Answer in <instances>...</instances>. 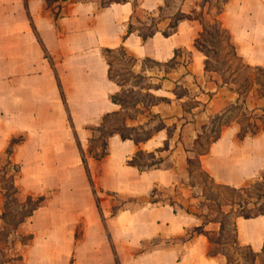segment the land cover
<instances>
[{
    "label": "crops",
    "instance_id": "crops-1",
    "mask_svg": "<svg viewBox=\"0 0 264 264\" xmlns=\"http://www.w3.org/2000/svg\"><path fill=\"white\" fill-rule=\"evenodd\" d=\"M213 1L217 2L126 0L100 5L94 0H67L60 2L55 18L44 0H0V157L5 156L6 163L11 140L25 134V141L13 148L14 163L20 165L16 161L21 151L31 156L48 151V155L57 157L65 148L83 165L77 142L84 150L89 136L86 131L81 136L79 128L100 125L106 114L123 111L111 100L122 87L109 79V65L103 56L104 49L123 46L127 56L137 62L177 60L180 66L172 68L167 76L186 95L171 92L172 101L150 107L152 120L145 122L152 127L157 121L163 122L164 128L148 140L136 145L113 135L107 141L108 155L104 159L87 158L96 192L146 198L154 188L185 185L190 179L187 159L194 157V141L203 127L236 103H243L246 111L255 114L264 112V97L257 88L240 96L232 90V84L224 85L206 76L207 57L194 44L204 27L203 17L216 13ZM178 13L191 19L170 29ZM217 17L244 64L264 68V0H226ZM142 21L147 22L142 27L152 29V37L146 41L137 26L143 25ZM130 24L137 30L128 35ZM192 98L194 105L186 107ZM126 123L135 127L144 122L132 118ZM65 124L72 126L68 133H63ZM239 131L238 120L234 119L210 144L208 153L200 157L201 168L218 185L242 188L264 172V132L241 140ZM166 142L168 149L163 150ZM138 151L154 154L150 162L163 161L144 170L128 165ZM21 172L22 167L16 177L19 197ZM77 176L74 191L85 198L89 220L85 213L67 214L66 224L50 234L52 240H44L37 231L29 234L33 238L23 246L26 250L21 254V264H70L71 260L73 264H228L225 254H209L210 231L215 225L205 223L200 215L182 209L175 213L168 204H151L148 200L139 208L124 209L113 217H107L104 208L103 222L96 203H91L95 197L84 166L82 171L77 170ZM32 189L27 196H41L55 189L57 195L47 198L17 234H23L21 228L28 220L62 196L60 186ZM81 221L85 228L81 239H77L75 227ZM234 221L238 245L254 253V263H258L264 258V215L237 217ZM159 237L182 242L143 248L146 242ZM86 242L89 246L84 256Z\"/></svg>",
    "mask_w": 264,
    "mask_h": 264
},
{
    "label": "rangeland",
    "instance_id": "rangeland-1",
    "mask_svg": "<svg viewBox=\"0 0 264 264\" xmlns=\"http://www.w3.org/2000/svg\"><path fill=\"white\" fill-rule=\"evenodd\" d=\"M94 1L100 5L108 4V0ZM212 4L217 10V7L222 4V0H217V2L213 1ZM50 7L51 11L56 13L58 3H50ZM215 14L216 13H211L204 16L202 20V23L207 27V33L204 34V37L201 38L200 42L209 52V65L207 67L208 71L206 72V76L210 78L215 77L216 79L214 80H219L222 83L223 81L230 82L234 88L240 86L242 89H249L252 82V89L257 88L258 91L260 85L256 83L252 76L255 72L247 69L242 62L238 61L231 47V43L233 44L232 40H229L214 22ZM139 16L140 20H143L144 15L140 13ZM141 23L143 25L137 24V26H139L140 32L144 34V32H146L145 28L147 27L142 26H147V22L142 21ZM109 58L111 60L112 76L115 81H118L122 85L119 99L123 102L124 106L123 111L120 112V116L113 119L111 118L110 124L116 123L117 121L121 122L123 118H126V120L134 118L137 120H143L144 123L138 126L143 125L146 126L147 129L164 126L163 122L158 123L157 121L154 125L155 127H152L153 125L150 126V124L145 121L147 119L149 122L152 120V114L148 112L150 111L151 103L165 104L172 101L171 92L181 97L186 95V92L180 86L176 84L173 85L171 83L172 80L167 76V73H169L172 68L179 67L180 63L177 60L168 63H157L148 59L137 62V60L131 59L129 56H121L119 52L110 55ZM259 78L260 81H264V76L259 75ZM185 105L186 107H192L194 105L193 98L188 100ZM218 117L211 120L209 126L202 128V133L200 134L203 135V146L201 148H194L193 158L197 157L198 151H202L209 146L212 137L215 135L214 131L219 122L237 119L240 120V122L247 124V121H245L240 110L228 113L227 116L221 118L223 120H219ZM251 118H249L250 124H254L253 126L258 124V126L261 127L264 112L259 114L252 113ZM98 126V124L87 125L79 128L81 136H84L85 131L88 132L89 136L88 140L86 139L87 141L83 137L86 145V147H84L85 151H83L86 158H93L96 161L100 160L95 159L93 153H90L91 145L93 144L94 146L93 152L100 153L103 143L105 142L100 133L96 131ZM71 128H69V124H65L63 127V133L66 131L68 133ZM19 137L25 138L26 135L20 134L17 138ZM42 143L48 144L49 142ZM61 153V156L57 157L48 155V151L39 156H36V154L31 156L28 151H21L18 153L16 162L22 167L21 176L18 178V184L22 188L21 196L19 197L20 201H25L28 192L33 190V186H38L39 188H42L41 190L48 186L54 188L60 186V189H62V196L60 198L55 197L56 200L49 202L47 209L40 211L34 219L27 221V223L21 228L23 234L18 233L14 236V239H16L15 247L12 253L9 251L8 254H23L26 249L23 248L20 240L22 237H26L34 231H37V233L42 236L44 235V240H52V238H49L50 234H55L54 231L59 228L60 224H66L68 218L67 214H76L77 212L79 216H81L82 213H85V217L89 220L90 211L88 204L85 202V198L82 195L76 194L74 191L75 183L79 182L77 170L82 171L83 165L79 159L76 160L74 154L69 150L63 148ZM148 158L149 156L146 154L141 156L142 162ZM5 164V156L2 155L0 157V186H4L5 184V181H2L3 179L1 180V177H3L5 173L9 174L12 171L10 168H6ZM93 164L96 165V162H93ZM37 168H39L38 171H36ZM190 170V179L185 185L176 184L170 188H158V193L154 198H158L164 203H167L169 198L172 197L178 204L181 203L184 209L200 215L203 218V221H205L203 216L207 214V218L214 220L212 223L215 225L214 229L210 231V236L214 241L213 249L226 253L230 258L229 264H255V256H253L249 250L238 252L229 249V247L224 246V244L225 241L230 244L231 240H233V223L237 215L243 212L254 214L264 209V178L262 177V174L246 185L249 186L247 191L237 194L215 187L211 177L200 172L196 163H193L189 171ZM262 173L264 174V172ZM56 191V189L50 190L41 196L47 198L54 195L56 196ZM37 197L39 196H36L35 198ZM94 197L95 200L93 201L92 198L91 203L95 205L97 197L102 212L104 208L106 209L105 214L107 217H113V210L119 209L118 212L124 209L134 210L145 205V203L150 200V196L146 198H137L124 194L110 193L103 190H97ZM207 198L210 200H207ZM219 201L222 203L225 201H237V203L232 206L223 205L221 209L218 204ZM3 203L4 198L0 195V207L1 205L3 207ZM176 209L182 211L178 206H176ZM220 209L222 210L221 212H225L227 215H222ZM222 220L223 225L221 222ZM224 225L225 231L221 233ZM84 228V223L82 221L75 227L77 239H81ZM44 240L42 239L43 242ZM181 242L182 241L179 239L168 241L167 239L159 237L154 241L146 242L143 245V248L149 249L154 247V245H158L160 248L166 247L170 244H180ZM0 246L4 248L3 250H7L2 244H0ZM87 246H89V242H86L83 245L84 256L87 251ZM2 261L4 264H9L5 262L6 257L5 259H1L0 257V262ZM11 264H21V262H13ZM256 264H264V258L260 259Z\"/></svg>",
    "mask_w": 264,
    "mask_h": 264
},
{
    "label": "trees",
    "instance_id": "trees-1",
    "mask_svg": "<svg viewBox=\"0 0 264 264\" xmlns=\"http://www.w3.org/2000/svg\"><path fill=\"white\" fill-rule=\"evenodd\" d=\"M47 4V6H50V3L53 2H59L58 4V10L55 13V18H57L59 16V12H60V2H64L67 0H44ZM126 0H108V4L109 3H121V2H125ZM208 1V0H205ZM226 2V0H222V4L220 6L217 7L216 10V14H215V23L218 25V27L220 28L221 32L224 33L227 38L229 40H231L230 35L228 34V32L222 27L221 22L218 19V15L221 13L222 11V7L223 4ZM185 19H191L190 16L188 15H184L181 13H178L175 15L172 23L170 24V29H174L178 23L182 20ZM137 29H135V27L130 24L128 27V35L135 32ZM207 33V27L204 25L202 32L199 33L198 38L195 40V47L200 50L201 52H203L206 55V60H205V71H208V65H209V52L207 51V49L201 44L200 40L202 37H204V34ZM165 36H168L167 32L163 33ZM142 38L144 41L148 40L150 37H152V29L151 27L148 28L146 30V32H144V34H141ZM126 37V36H125ZM124 37V38H125ZM231 47L234 51V55L236 56V58L238 59V61L242 62V64L249 70L255 72V74H252V76L254 77V80L256 81L257 84L260 85V88H258V94L262 97H264V81H260L259 75L264 76V68H260V67H256V68H252L250 66H247L246 64H244V62L242 61V59L237 55L236 50L234 45L231 43ZM118 53L121 56H127V53L124 49V47H120L118 49H104L103 50V56L105 57L107 64L109 65V70H108V75H109V79L116 82L120 87H122V85L118 82L115 81L114 77L112 76L111 73V60H110V55H113L115 53ZM132 59V58H131ZM224 85H228L230 86L231 83L227 82V81H223ZM234 84V83H233ZM253 83L251 82L250 84V88L246 89V88H241L240 86L237 88H234L232 86V90H234L235 92H237L240 96H243L244 94L249 93L250 90H252ZM120 97V93H117L115 95H113L111 97V100L113 103L120 105L122 108H124L123 106V102L119 99ZM158 103H151V106H154ZM235 110H240L242 112V115L244 116L245 121H247V124L240 122V120H238V123L240 125V131L238 133V138L243 140L245 137L247 136H255L260 132H264V118L261 121V127L258 126V124H256V126H253L254 124H250L249 123V118H251V114L253 113V111H246L244 109V105L243 103H236L234 106H231L230 108H228L221 116L218 117L219 120H223L221 118H223V116H227L228 113H232ZM244 111V112H243ZM227 113V114H226ZM250 115V116H249ZM117 116H120V113H112V114H106L103 118L102 121L100 123V125L96 128V131L100 133V135L104 138L105 142L103 143V146L101 148V152H93L94 150V146L93 144L91 145V150L90 153H93V157L97 160H102L104 159L107 155H108V139L113 136V135H119L123 140H132L134 141V143L136 145H139L141 142H144L146 140H148L149 138L152 137V135L160 128H164V126L161 127H157L155 129H147L146 126H135V127H131L128 126L126 123V118H123V120L117 121L116 123L110 124L111 122V118H115ZM254 118V117H253ZM252 119V118H251ZM233 121V119L230 120H226L223 122H219L215 132V135L212 137V140L210 142L213 143L216 140H218V138L220 137L221 131L224 127L228 126L231 122ZM25 141L24 137H19V138H13L10 142V145L8 147V149L6 150V155H7V161H6V165L5 167L10 168V170H12L9 174L5 173L3 175V177H1L2 181H5L4 186H0V191L1 194L4 197V204H3V208H2V212L0 213V220H1V227H0V244L3 245V247H6L7 250H3L4 248H2L0 246V257L1 259H5L6 257V261L7 263L11 264L13 262H22L23 257L21 254H12V251L14 250L15 247V243H16V239H14V236L17 235L18 229L19 227L29 218L31 217L34 212H36L38 209H40L41 207L44 206V204L46 203L47 197L45 196H39L37 198L32 197V196H27L25 201H20L19 198V189L16 185V177L18 176V174L21 171V167L20 165L14 163L11 160V156L13 154V148L15 145L23 143ZM203 135L202 134H198L197 138L194 141V148H201L203 145ZM78 144V148L79 151L81 153V157H82V163L83 166L86 170V174L88 176L89 182L93 187V192L94 194L96 193V189L90 174V171L88 169V163H87V158L85 156V153L83 151V149L81 148L80 142H77ZM209 144V146H210ZM209 146L205 149H203L202 151H198L197 152V157L196 158H188L187 159V163H188V168L190 169V167L193 165V163H196V165L199 167L200 172H202L203 174H206L208 176V174L201 168V162H200V157L207 154L209 151ZM167 142L165 144V147L163 150H167ZM160 150V151H163ZM144 153L142 151H138V153L136 154V156L130 160L128 162V165L130 166H134L137 167L140 170H144V169H148L150 167L153 166H158L160 164V162L163 161V159H160L159 161H152L150 162V159L154 157V154H146L149 156V158L147 160H144L142 162L141 160V156H143ZM191 172V170H190ZM262 177L264 178V174L262 173ZM213 184L215 187L219 188V189H224V190H228L231 191L233 193H242L248 190L249 186H245L242 188H231L228 186H222V185H218L214 182V180L211 178ZM1 182V181H0ZM158 193V189L154 188L152 189V191L150 192L149 196H150V200L149 202L151 204H168L169 206H171L174 209V212H177L176 206H178L180 209H184L183 205L180 203L178 204L177 201H175L172 197L169 198V201L167 203H164L162 200L158 199V198H154L156 197ZM207 200H210L207 198ZM236 202L233 201H225L224 203L222 202H218V204L220 205L221 209L223 207V205H229L232 206L233 204H236ZM96 206L99 210V213L101 215L102 221L105 222V218L102 214V209L100 207V204L98 203V198H96ZM220 209V212L222 211ZM119 209L117 210H113V216L116 215V213L118 212ZM187 213H191L189 210L184 209ZM222 215H227L225 212H221ZM259 215H264V209L260 210L257 213L254 214H250L247 212H243L240 213L239 215L236 216L237 217H242L245 219H249V218H253V217H257ZM205 219V223H212L214 222V220H211L209 218H207V214H205L203 216ZM235 218V219H236ZM234 219V220H235ZM222 225H223V220L221 221ZM197 230V229H196ZM225 231V225L222 227L221 233ZM233 233H234V237L233 240H231L230 244L226 243L224 246L229 247V249H233L234 251H243V250H248L246 247H241L238 245L237 241H236V223L234 221L233 223ZM32 235H28V236H24L22 237V239L20 240V243L22 244V246H26L29 244V242L32 240ZM210 243L212 248H210L209 254L211 256H216L219 253H223L227 256L228 259V264L230 263V258L229 256L221 251L215 250L213 249V245H214V241L212 240V238H210ZM11 251L10 254H8V252ZM252 253V252H251ZM253 256H256L254 253H252ZM0 264H4V262H0ZM70 264H73V260H71Z\"/></svg>",
    "mask_w": 264,
    "mask_h": 264
}]
</instances>
